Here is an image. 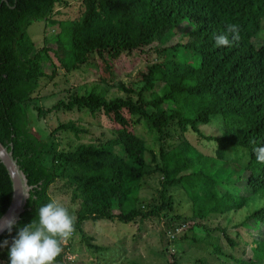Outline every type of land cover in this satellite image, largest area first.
<instances>
[{"label":"trees","instance_id":"trees-1","mask_svg":"<svg viewBox=\"0 0 264 264\" xmlns=\"http://www.w3.org/2000/svg\"><path fill=\"white\" fill-rule=\"evenodd\" d=\"M75 1L73 12L67 0H0V142L32 186L11 232L0 235V245L8 241L0 247V264H10L13 238L36 217L40 205L52 200L51 186L59 182L69 191L70 201L64 206L75 217V231L98 251L100 259L115 248L90 244L83 222L127 224L159 218L164 209L172 210L170 190L177 189L191 199L193 222L186 244L199 254L186 256L190 263L223 264L222 247L233 250L240 240L242 252L249 245L251 256H236L232 262L228 255L226 263L257 264L264 258V236L241 233L242 228L264 226V164L256 161L252 151L264 146V37L259 35L264 0ZM36 21L46 29L57 27L62 57L51 48H36L26 32ZM230 23L239 25V41L215 47L214 34L225 33ZM172 38L177 40L162 45ZM47 52L68 74L93 60L99 81L124 96L107 98L92 85L86 94L72 90L65 99L42 108L36 104V93L46 74L42 63L48 59ZM138 63L142 68L135 71ZM53 75L52 66L48 76ZM30 109L37 117L75 109L89 116L87 122L96 124L102 138L81 140L74 148L58 151L52 143L58 131H69L79 140L85 128L66 121L41 136L31 130ZM218 118L220 134L205 137L214 142L215 153L239 148L246 154L243 164L223 161L217 169L222 175L214 170L216 158L202 154L185 138L198 125ZM140 126L158 140L173 126L182 138L160 145L158 164L150 167L144 159L145 140L136 131ZM242 171L244 184L239 187L235 181ZM154 172L161 176L158 203L138 206L140 182ZM229 178L231 182L223 181ZM10 194V179L0 162V214ZM239 212L242 217L236 220ZM221 214L226 218L224 226L207 230L200 222ZM67 249L66 244L56 264L64 262Z\"/></svg>","mask_w":264,"mask_h":264},{"label":"rangeland","instance_id":"rangeland-1","mask_svg":"<svg viewBox=\"0 0 264 264\" xmlns=\"http://www.w3.org/2000/svg\"><path fill=\"white\" fill-rule=\"evenodd\" d=\"M67 2L72 7L71 11L75 12L76 1L67 0ZM39 27L40 22L36 21L28 25L26 30L29 38L36 44V48L40 46L51 48L59 57H62L65 52L61 48V44L55 35L57 27H53V25L47 27V29L46 27ZM41 30L44 33H41ZM259 31V35L264 37V18L261 21ZM177 38L175 40L172 38L162 45L174 43ZM255 39L256 38H253V41ZM47 55L48 59H45L46 62L42 63V69L46 74L39 80L36 93V104L42 108L51 106L56 100L65 99L69 91L72 90H74L77 95L86 94L92 85L97 86L96 91L107 98L124 96L122 93L116 91L114 87L105 86V84L99 81L100 75L98 73V68L92 63L93 60L82 65L78 71L72 70L68 74L54 59L51 52H47ZM52 66L54 68V75L53 77H49L48 74ZM137 68H142V65L138 63L134 70L138 71ZM117 74L120 76V73ZM28 116L30 123L33 125L31 130H35V132L41 136H46L51 128L66 121H72L76 124L79 123L82 125V128H85L86 131L78 134L79 140L71 135L69 131H58L53 136L52 142L54 149L58 151H66L69 148H74L77 142H81V140L86 142L94 139V137H101L99 133L100 129L96 124L87 122L89 120L91 121L89 116L75 109L69 111L58 110L46 113L42 117H37L35 111L30 109ZM102 122L104 125L106 124L103 119ZM174 129L175 127L171 126L167 135H164L161 140H158L156 135L149 133L147 131L148 129L145 131L143 126L136 129L138 134L145 140L146 153L144 159L146 163H149L150 167L154 165V162L158 164V147L160 145L167 146L168 143L176 142L182 138L181 136L178 138L179 134L174 131ZM220 130L221 126L218 123L209 122L198 125L196 132L187 134L185 137L189 140L190 144L202 154L216 158L214 160L216 163V165H214L216 167L214 168L215 171L219 166L224 164L223 161H225V163L237 161L239 164H243L246 160V154L239 148L237 150L226 148L221 155L215 153L214 142L206 140L205 137L208 135L212 137L217 136L220 134ZM49 158V156L46 157L47 163ZM235 166L236 165L232 166V168L234 169ZM216 172L221 173L220 170ZM245 173L246 172L242 171V177L235 181L237 186L243 187ZM223 175L225 177L226 174L223 173ZM160 178L161 176L159 173L154 172L142 179L140 182L141 189L137 197L138 206L145 208L148 204L154 202L158 203L157 191L160 187L158 181ZM223 181L231 182V179H223ZM57 184L51 186L50 197L60 201L63 205H67L70 201L69 191L64 188V185L60 182ZM223 186L224 184H221L219 187L222 188ZM195 187L196 185L193 183L192 189L194 190ZM220 188L219 190L221 191ZM170 193L173 196L172 210L164 209L159 218L143 220L140 223L136 220L135 222H129L127 224L120 222L115 223V221L111 222L107 220H99L97 223H91L90 221L83 222V234L90 238V244L97 247L115 248L114 253L117 254L111 251V255H108L105 260L100 259L101 257L97 253L98 251L88 247L83 240L82 234L75 231L71 239L66 243L68 249L65 251V259L62 264H166L168 262H173V264H193L186 259V256L193 257L199 254L197 249L190 248V246L186 244L190 241V225L193 222L191 218V199L187 196L185 197L183 190L173 189L170 190ZM239 193L242 194L243 191L240 190ZM253 205V203L250 204V207ZM243 211H245V209H243ZM174 214H178L179 217L174 216ZM231 216L232 215H230V217ZM241 217L242 214L239 212L236 220H239ZM225 221L226 218L224 219V214H221L218 216H210V219L204 220V223L203 220L200 222L205 224L207 230H211L217 226H224ZM248 221L251 222L250 219L247 220V222ZM263 230L264 226L259 224L258 228L253 226L242 228L241 234L247 237L245 233H248V237L250 238H262L264 236ZM196 235H200V232L197 231ZM201 239L200 237L197 238L198 241L203 243L204 241ZM207 240H209V238H207ZM238 245L239 247L233 250L224 246L222 247V251L226 254L222 260L224 262L223 264H227L226 256L228 255H232L230 258L232 262L236 261V256L241 259H247L251 256L249 245H247L245 253L242 252L243 243L240 240ZM182 259L183 261L180 263L179 261ZM230 259L227 260L228 263H231ZM257 264H264V258Z\"/></svg>","mask_w":264,"mask_h":264},{"label":"clouds","instance_id":"clouds-1","mask_svg":"<svg viewBox=\"0 0 264 264\" xmlns=\"http://www.w3.org/2000/svg\"><path fill=\"white\" fill-rule=\"evenodd\" d=\"M239 39V25L230 23L225 33L214 34V46L228 47ZM252 151L256 161L264 164V146H255ZM15 223L14 217L4 218L0 220V230L7 228L11 232ZM74 232L75 217L60 201L52 199L40 205L36 217L18 230L8 250L10 264H56L57 257ZM7 245L8 241L5 240L0 247Z\"/></svg>","mask_w":264,"mask_h":264},{"label":"water","instance_id":"water-1","mask_svg":"<svg viewBox=\"0 0 264 264\" xmlns=\"http://www.w3.org/2000/svg\"><path fill=\"white\" fill-rule=\"evenodd\" d=\"M0 162L4 166L11 183L10 199L4 211L0 214V220L14 217L17 221L20 213L24 210L28 191L32 186L27 184L26 178L19 169L16 161L11 156V152L0 142ZM4 232L10 233L7 228L0 230V235Z\"/></svg>","mask_w":264,"mask_h":264}]
</instances>
